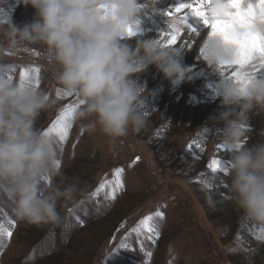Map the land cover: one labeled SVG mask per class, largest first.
Returning <instances> with one entry per match:
<instances>
[{
	"label": "rangeland",
	"instance_id": "374dc122",
	"mask_svg": "<svg viewBox=\"0 0 264 264\" xmlns=\"http://www.w3.org/2000/svg\"><path fill=\"white\" fill-rule=\"evenodd\" d=\"M181 2L184 0H143L137 17L140 31L127 39L132 43L159 39L169 23L180 24L185 35L178 39V46L183 47L191 33L175 17L164 14ZM35 11L31 5H22V0H0V47L4 48L0 51V72L19 80L21 70L28 68V80L50 96L53 103L45 110L47 120L40 127L45 131L61 110L79 97L66 92L56 79L57 65L48 49L43 54L25 45L8 50L3 30L12 22L18 26L31 23ZM188 21L200 31V36L193 38L194 45L181 50L180 59L190 75L173 85L155 65L148 67L141 77L147 91L138 106L144 119L142 127L129 126L126 135L111 138L99 128L86 130L87 121L72 117L67 140L60 142L53 136L59 165L42 190L57 186L55 179L76 159L88 162L89 175L83 184L86 204L76 195L66 206L64 198L57 201L61 219L56 236L48 233L31 246L25 241V221L16 216L14 202L0 195V264H233L194 190L199 181L193 162L198 160L190 152L200 149L204 130L188 118L198 117L201 106L223 105L216 93L221 77L199 54L206 35L202 20L189 16ZM190 144L193 147L189 148ZM220 144L209 141L205 166L217 157V149H225L218 147ZM117 168L123 169V189H116L115 199L111 198V184L93 195L102 181L114 179ZM78 180L81 184L82 178ZM159 212L163 217L156 215ZM148 215L153 216L159 233L151 234L153 238L144 231L132 232ZM9 220L14 223L9 224ZM8 231L12 232L10 238ZM122 242L128 248H122Z\"/></svg>",
	"mask_w": 264,
	"mask_h": 264
},
{
	"label": "clouds",
	"instance_id": "9594fccd",
	"mask_svg": "<svg viewBox=\"0 0 264 264\" xmlns=\"http://www.w3.org/2000/svg\"><path fill=\"white\" fill-rule=\"evenodd\" d=\"M143 0H22L36 11L31 23L12 24L4 35L8 50L25 44L47 47L57 65L56 79L83 103L73 118L87 121L86 130L100 129L111 138L127 134L129 126L144 124L139 105L146 85L142 75L155 65L177 85L190 75L180 59L181 49L164 47L156 39L130 42L128 29H136ZM255 9L251 22L238 27L264 37V17L255 0H242ZM210 20H229L235 9L229 0H210ZM0 51H4L0 47ZM238 48L220 34L204 38V56L212 68L234 61ZM216 93L223 105L215 124L222 129L221 142L231 152L230 191L233 202L247 218L264 224V139L243 142L249 113L264 111V79L241 84L221 78ZM53 101L31 81L9 79L0 72V195L14 202L16 216L33 224L58 223L57 201L72 199L78 180L60 189L42 190L43 178L56 170L54 138L36 126L40 113ZM260 135L264 137V131Z\"/></svg>",
	"mask_w": 264,
	"mask_h": 264
},
{
	"label": "trees",
	"instance_id": "16d2710c",
	"mask_svg": "<svg viewBox=\"0 0 264 264\" xmlns=\"http://www.w3.org/2000/svg\"><path fill=\"white\" fill-rule=\"evenodd\" d=\"M27 7H29V5H27ZM25 46L39 51L42 54L47 49L45 45L40 43L25 44ZM146 103L147 105L149 104L148 101ZM201 107H199V111L201 112L198 117L189 115L190 117L188 118L192 122L195 121L197 126H202L204 130L202 134L203 139L199 142L200 149L195 153L190 152V154L198 160L193 162L194 168H196V179L199 181L194 190L198 194V198L206 210L208 218L214 227L217 228L219 237L225 245L226 253L231 262L233 264H264V240L257 239L260 234L259 230L264 228V224L248 219L244 211L233 202L229 187L231 182L229 172H213L212 169L205 166V163H203L204 159H208L206 147L209 141L212 140L222 144L220 139L222 129L215 124V118L219 115L223 106L212 105L207 109ZM46 113L47 111L45 110L40 113L36 121V126L38 128L46 122ZM248 127L249 130L243 138V142L251 145L264 139V137L260 135L261 131H264V111L253 110V112L249 113ZM215 159H222L230 162V150L226 148L223 150L217 149V157ZM87 166L88 162L76 159L70 168L55 179L57 186L55 185L53 187L63 189L72 184L74 179L78 180L82 178V183L76 184L79 185V187H76V192L73 197L76 195L79 202L83 203V205L86 204L87 199L83 198V193L86 194L87 192L83 184L89 177L86 171ZM92 184L93 182L90 183V185ZM81 185L82 190H79ZM84 186H87V184ZM72 199H65L63 205L68 204ZM58 206H60V204H58ZM59 223L60 222L33 224L25 221V228L22 231L25 241L31 246H35L42 241L48 233L52 237L56 236L58 234ZM72 232V234H74L75 228H72ZM56 245L59 248L62 247L61 245ZM69 247L71 248L70 245L66 248L69 249ZM51 260L52 258L50 261Z\"/></svg>",
	"mask_w": 264,
	"mask_h": 264
},
{
	"label": "snow or ice",
	"instance_id": "6c2138e0",
	"mask_svg": "<svg viewBox=\"0 0 264 264\" xmlns=\"http://www.w3.org/2000/svg\"><path fill=\"white\" fill-rule=\"evenodd\" d=\"M209 2L210 0H184V2L167 10L164 14L170 19L175 17L177 21H180L183 26H186L191 36L182 42L183 47L178 46V39L185 35V28L181 27L180 24L169 23V27L161 32L159 39H156L157 43H160L164 47L176 46L181 50L193 46L195 43L193 38L199 37L200 31L189 23L188 17H198L202 20L205 34L208 36L220 34L224 36L225 39L234 43L238 48V54L234 61L217 65L215 70L221 78L235 80L241 84H246L249 79H264V37L252 33L240 36L236 32L238 27H243L251 22V18L256 14L255 9L251 4L247 8L243 7L242 0H229L231 6L235 9L234 12L230 13L231 18L226 21L210 20L206 8ZM255 3L260 7L261 16L264 17V0H255ZM143 6L144 5H141V8ZM135 23L138 26L136 29L129 26L128 37L130 38L136 37L137 33L140 31V21L137 19ZM165 37L167 38L165 39ZM199 54L206 60L204 56V40L199 48ZM228 69H231V71H228ZM28 71V68H23L21 70L19 76L21 82L28 80ZM35 71L39 73L40 68L36 67ZM6 75L9 79H13L12 75ZM57 95H60V93L57 92ZM82 103L83 101L77 98L75 103L67 104L61 110L60 114L51 121L50 125L44 131V134L51 137L55 136L60 142L66 141L71 127L70 121L73 117V112L75 108ZM191 147H193L192 144L189 145V148ZM218 147L225 148L223 144L218 145ZM56 163L59 165V160H57ZM229 165V161L213 159L208 167L212 169L213 172L228 173ZM122 173V168L115 169L113 172L114 179L111 181H102L93 195H98L100 191L111 184V198L115 199L116 189H123V181L121 179ZM48 182H50L48 177L43 178V184ZM156 215L163 217L162 212L156 213ZM153 219L152 215L145 216L138 222L136 227L132 229V232L140 233L144 231L149 234L150 238H153L151 234L159 235L154 226ZM77 220H79V217H77ZM13 223L14 221L9 220V224ZM259 232L260 234L257 239L264 240V228H261ZM0 233H3V229H0ZM6 235L10 238L12 232L8 231ZM121 247L128 248V245L126 242H122Z\"/></svg>",
	"mask_w": 264,
	"mask_h": 264
}]
</instances>
